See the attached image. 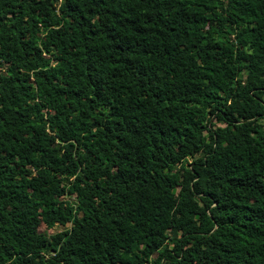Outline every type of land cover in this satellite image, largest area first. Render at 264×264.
<instances>
[{
  "label": "trees",
  "instance_id": "obj_1",
  "mask_svg": "<svg viewBox=\"0 0 264 264\" xmlns=\"http://www.w3.org/2000/svg\"><path fill=\"white\" fill-rule=\"evenodd\" d=\"M0 264H264V0H0Z\"/></svg>",
  "mask_w": 264,
  "mask_h": 264
},
{
  "label": "rangeland",
  "instance_id": "obj_2",
  "mask_svg": "<svg viewBox=\"0 0 264 264\" xmlns=\"http://www.w3.org/2000/svg\"><path fill=\"white\" fill-rule=\"evenodd\" d=\"M220 122H217V124H219ZM200 207H201V205H200V203L197 201V200H194V208H195V211L196 212H198L199 211V209H200ZM40 228L42 229H44V225L42 224L41 226H40ZM59 229H61V226H59V225H54L53 227H50V228H47V231L48 232H50V231H52V230H59Z\"/></svg>",
  "mask_w": 264,
  "mask_h": 264
}]
</instances>
